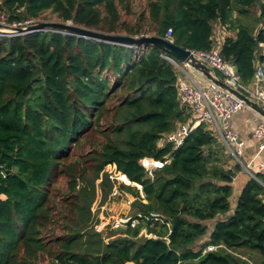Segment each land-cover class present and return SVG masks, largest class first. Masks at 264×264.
Here are the masks:
<instances>
[{
	"label": "trees",
	"instance_id": "trees-1",
	"mask_svg": "<svg viewBox=\"0 0 264 264\" xmlns=\"http://www.w3.org/2000/svg\"><path fill=\"white\" fill-rule=\"evenodd\" d=\"M7 24L55 20L131 37L163 38L220 55L251 83L264 53V0H0ZM262 47H259V44ZM156 46L124 47L55 32L0 36V264H264V176L243 186L231 215L232 180L224 147L204 123L176 149L163 137L191 113L177 100V69ZM83 150L82 153L72 152ZM164 162L152 180L140 165ZM114 164L132 183L142 223L96 232ZM64 180V189L56 188ZM145 201V202H142ZM135 208V210H134ZM155 239L139 236L140 228ZM222 246L202 253L207 246Z\"/></svg>",
	"mask_w": 264,
	"mask_h": 264
},
{
	"label": "built area",
	"instance_id": "built-area-1",
	"mask_svg": "<svg viewBox=\"0 0 264 264\" xmlns=\"http://www.w3.org/2000/svg\"><path fill=\"white\" fill-rule=\"evenodd\" d=\"M33 23V21H26L24 23L9 25L6 23L4 16L0 15V25L3 26L25 27ZM0 36H3L2 33H0ZM163 38L168 42L173 43L170 29L166 31ZM213 42V47L210 51H189L197 62L207 66L211 70V74L215 78L221 79L229 88L240 92L252 102L264 107V53H261L260 59L256 62L251 83L244 86L240 83L239 76L237 75L234 66L230 62L224 61L220 55L222 39L213 36ZM258 46L262 47V44L260 43ZM167 59L189 80V83H183L178 78L176 89L179 104L188 108L191 113V118L188 122L179 124L174 131L166 134L160 143L162 145L169 144L176 149L199 124L204 123L213 133L218 142L224 147L225 151L241 164L240 158L244 143L230 128L229 120L236 112L250 111L251 109L243 101L237 99L226 90L221 89L210 80L206 79L207 86L202 87L195 82L186 71L191 69L188 64L180 63L172 58ZM198 73L205 79L200 72ZM254 114L256 125L253 131V138L257 142L258 153H263L264 118L255 112ZM163 164L164 162L154 161L150 158H143L140 160V165L146 170V173L151 180L153 178L154 169L162 167ZM249 169L250 168L246 166V170L250 171ZM258 170L259 173L264 176V163L258 165ZM104 172L114 183V186L107 201L99 207L100 214L96 215L98 221L95 227L96 232L106 236L107 231L121 230L127 227L135 229L142 223L149 222L151 224L158 223L165 225L168 233L170 232V224L165 222L162 216L156 213H148L146 215L135 212L131 213L130 206L135 201V198L121 190L119 186L124 185L135 187L138 190L140 197L143 199L144 195L142 193V187L139 184L132 183L124 174L118 172L114 164L107 165L104 168ZM250 176L253 179H257L252 173H250ZM112 201H119L121 202L120 205L126 204V206H128V211L126 208V210L120 214H113L110 212L106 215L105 212L109 203H112ZM142 202L145 201L142 200ZM139 236L152 239L156 238L154 234L147 233L144 226L140 228ZM221 247L222 246L210 245L203 249L202 253L213 252Z\"/></svg>",
	"mask_w": 264,
	"mask_h": 264
},
{
	"label": "water",
	"instance_id": "water-1",
	"mask_svg": "<svg viewBox=\"0 0 264 264\" xmlns=\"http://www.w3.org/2000/svg\"><path fill=\"white\" fill-rule=\"evenodd\" d=\"M55 32L65 35L75 36L78 38H84L87 40H93L101 43L119 45L124 47L131 46H140L143 44H149L158 47L161 49L167 56L172 59L188 64L190 68L196 72H200L205 79L210 80L214 84L218 85L221 89L226 90L230 94L234 95L237 99L243 101L252 111L257 113L259 116L264 118V107L252 102L245 95L241 94L238 91H235L229 88L221 79L215 78L211 74V70L197 62L191 52L187 49L180 48L173 43L168 42L164 38L157 36H140V37H131L125 35H111L106 33H101L82 27L74 26L71 22L66 23H46L38 22L35 24H30L25 27H11L0 25V33L3 36H20L26 35L34 32Z\"/></svg>",
	"mask_w": 264,
	"mask_h": 264
},
{
	"label": "crops",
	"instance_id": "crops-1",
	"mask_svg": "<svg viewBox=\"0 0 264 264\" xmlns=\"http://www.w3.org/2000/svg\"><path fill=\"white\" fill-rule=\"evenodd\" d=\"M227 35L228 33H226L222 27H220L217 24L214 26V30H213L214 37L223 39ZM186 71L193 78L195 82L200 84L202 87L207 86L206 79H204L198 72L192 69H189ZM179 80L183 83H189V80L183 74H181ZM254 115H255L254 112L251 110L250 111H238L235 114H233L229 120L230 128L235 134H237L238 138L244 143L243 149H242V155L240 158L241 164H238L240 166V169L235 173L234 178L232 180L230 211L224 217H220L218 219H213V220L206 221V222H213L215 224L217 220L231 215L235 208L237 198L243 186L251 177L250 173L254 175L260 174L258 170V165L261 163H264V152L258 153L257 142L253 138V131L256 125V122L254 120L255 119ZM224 163L227 169H232L236 165L228 158H226ZM246 166L250 168L249 169L250 171L246 170ZM109 206H110V210H112L114 214H120L124 211V210H120V212H116L118 207H115L114 203L110 204ZM214 224L211 227V231L213 229Z\"/></svg>",
	"mask_w": 264,
	"mask_h": 264
},
{
	"label": "rangeland",
	"instance_id": "rangeland-1",
	"mask_svg": "<svg viewBox=\"0 0 264 264\" xmlns=\"http://www.w3.org/2000/svg\"><path fill=\"white\" fill-rule=\"evenodd\" d=\"M38 22H46V23H60V22H57V21H55V20H53V21H51V20H40V21H38ZM38 22H35V23H38ZM35 23H33V24H35ZM181 74H182V72L180 71V70H177V78H180V76H181ZM72 152H74V153H82V154H84V149L83 150H76L75 149V147H73V149H72ZM226 152V151H225ZM226 154V156H227V158L229 159V160H231L234 164H239L238 163V161L233 157V156H231L230 154H228L227 152L225 153ZM56 188H59V189H61V192H63V189H64V180L63 179H60L59 181H58V183H57V185L55 186ZM127 194H129L128 192H126ZM130 195V194H129ZM112 203H114V206L115 207H118V209L116 210V212H120V210H126V208L128 207V206H126V204H122V205H120V203L121 202H119V201H116V202H114V201H112ZM112 203H109V205L110 204H112ZM108 205V208H107V210H106V212H105V214L107 215V214H109L110 212L112 213L113 211L112 210H110V206ZM100 204H99V201H97V202H95L94 204H93V206H92V211L97 215V214H100ZM131 207V213H133V209H132V205L130 206ZM134 210H135V208H134ZM127 211H128V208H127ZM105 214H103L104 216H106ZM113 214H114V212H113ZM207 228H208V230H207V233H206V235L205 236H203V237H201V238H199L196 242H195V244L193 245V249L194 250H197L200 246H201V244L202 243H204V242H206L207 240H208V235H209V233H210V231H211V227H212V225L214 224L213 222H204L203 223ZM110 233V231H107L106 232V235H108ZM41 264H47L46 262H42Z\"/></svg>",
	"mask_w": 264,
	"mask_h": 264
}]
</instances>
